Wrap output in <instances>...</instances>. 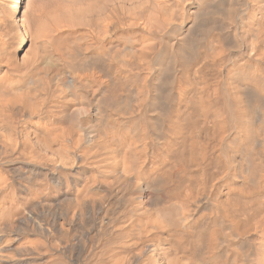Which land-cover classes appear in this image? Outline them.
<instances>
[{
    "label": "bare ground",
    "instance_id": "obj_1",
    "mask_svg": "<svg viewBox=\"0 0 264 264\" xmlns=\"http://www.w3.org/2000/svg\"><path fill=\"white\" fill-rule=\"evenodd\" d=\"M0 264H264V0H0Z\"/></svg>",
    "mask_w": 264,
    "mask_h": 264
}]
</instances>
